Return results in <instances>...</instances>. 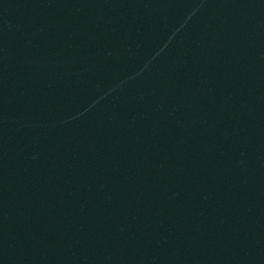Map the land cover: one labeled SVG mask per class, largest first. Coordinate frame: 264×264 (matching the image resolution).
<instances>
[{
  "label": "water",
  "instance_id": "95a60500",
  "mask_svg": "<svg viewBox=\"0 0 264 264\" xmlns=\"http://www.w3.org/2000/svg\"><path fill=\"white\" fill-rule=\"evenodd\" d=\"M0 264H264V0H0Z\"/></svg>",
  "mask_w": 264,
  "mask_h": 264
}]
</instances>
